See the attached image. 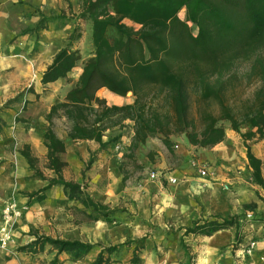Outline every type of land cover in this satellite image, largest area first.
<instances>
[{"label":"trees","instance_id":"trees-1","mask_svg":"<svg viewBox=\"0 0 264 264\" xmlns=\"http://www.w3.org/2000/svg\"><path fill=\"white\" fill-rule=\"evenodd\" d=\"M181 11L184 18L179 16ZM38 15V21L22 34H36L57 18L42 12ZM60 18L67 19L62 15ZM123 19L132 21L138 29L127 26ZM72 20L76 26L67 35L66 43L55 51L41 75V83L64 78L76 66L80 56L73 44L81 37L79 20L90 23L92 54L84 61L74 86L45 115L47 125L42 138L47 148V168L54 176L46 179L35 170L36 159L27 146L20 151L29 168L36 172L31 178L47 181L43 187L25 194L29 202H40L48 189L59 186L65 200L76 202L94 221H106L120 211L95 200L80 183L63 177L66 162L61 155L65 144L53 130L56 118L65 120L72 141L93 140L100 148L119 139L116 135L104 141L103 136L107 129L120 126L125 120L133 122L130 150L157 136L171 148V136L178 135L197 148H210L224 139L223 123L236 132L241 124H248L255 131L242 133L243 139L256 136L264 140V0H82L80 11ZM109 28L115 31L112 41L106 35ZM238 60H248V69L241 78L255 85L246 97L235 91L240 77L232 68ZM101 88L119 96L130 93L133 101L108 104L97 95ZM246 147L251 179L264 189L261 161ZM253 207L254 204L245 205L240 215L228 218L215 216L202 223L195 221L184 229V234L233 226L238 248L244 227L242 216L252 212L250 221H259ZM142 240L103 246L36 235L17 250L32 251L37 244L49 245L56 249V255L66 253L75 261L99 249L90 264H113L131 250L130 263L142 264ZM186 257V264H191L192 257Z\"/></svg>","mask_w":264,"mask_h":264},{"label":"crops","instance_id":"crops-1","mask_svg":"<svg viewBox=\"0 0 264 264\" xmlns=\"http://www.w3.org/2000/svg\"><path fill=\"white\" fill-rule=\"evenodd\" d=\"M19 1L25 4H19ZM67 5V0H0V107L19 91H24L23 98L32 105L37 98L42 100L45 97L44 90H48L51 97L57 98L59 89L64 96L71 88V81L68 80L71 71L64 78L47 84L41 83L43 71L51 63L54 51L66 36V27L49 24L37 38L31 34L20 35V29L15 27L17 24L32 27L39 16L31 14L22 18L21 15L33 12V9L45 15L64 12L68 16ZM11 6L19 10L18 18L13 19V23ZM113 30H107V37L108 32L113 35ZM35 46L37 50H33ZM52 49L53 52L48 55L47 50ZM54 103L56 100L46 106L47 112ZM8 107L0 110V235L5 204L12 203L17 208L25 206L27 209L21 217H15L8 226L13 239L11 243L24 245L35 238L29 231L31 221H41L44 217H55L59 213L58 195L55 193L61 187L53 186L48 189L40 202H29L26 196L17 192L20 189L32 190V185L41 188L47 183L44 179H24V176L31 174V169L20 152L27 146L33 157L46 156L47 148L42 138L45 127L34 121L36 116L28 112L25 116L36 122L33 128L25 129L20 124L13 126L16 113L13 107ZM246 125V132L255 131L250 125ZM57 136L63 140L67 151L68 144L73 141L67 132L64 136ZM152 139L151 142L154 143ZM250 140L257 144L249 145ZM250 140H244L234 130L226 128L224 139L210 148H197L183 136L176 137L173 140L176 143L171 148L152 147V154L157 158V162L152 164L154 171H161L163 174L156 179L148 177L146 182L136 188L135 193H129L131 203L136 206L134 212L138 222L130 220L113 226L111 224L114 221L97 220L88 223V228H83L79 240L91 244L100 242L103 245H116L126 240L143 239L140 243L142 264H186L187 254L192 257L191 264H264V189L252 181L246 156L248 146L251 154L261 161V175L264 177V151L256 147L258 144L264 146V140H258L256 136ZM191 158L203 162L210 172L209 176H199L190 166ZM171 160L175 162H170ZM68 164L75 167L70 165V161ZM63 172L62 170V175ZM169 177L176 178V182L170 183ZM80 178L77 176L74 180L79 182ZM114 179V193L118 194L123 188L121 176L114 175ZM115 199L114 196L104 200ZM249 204H254V217H258L259 221L257 224L252 221L254 224L246 226H256L251 232L245 233V226L241 232L239 247L250 240L256 243L252 253L246 257H240L239 247L235 248L237 232L233 226L211 232L184 234V229L195 221L202 223L215 216L228 218L240 215L244 206ZM49 234L54 235L52 227ZM49 247L52 248L49 245L46 248ZM98 251L99 249L91 250L85 257L75 261L66 253L56 255V249L39 257L15 254L1 260L0 264H51L55 257L56 264H90ZM119 257L120 261L113 264H131L132 251H126Z\"/></svg>","mask_w":264,"mask_h":264},{"label":"rangeland","instance_id":"rangeland-1","mask_svg":"<svg viewBox=\"0 0 264 264\" xmlns=\"http://www.w3.org/2000/svg\"><path fill=\"white\" fill-rule=\"evenodd\" d=\"M81 2L82 0H67V8H68V16L60 13H51L50 15L55 18L54 21L47 23V26L49 24H53L54 27H58L60 24L64 23V25L61 27H66V36L63 38L61 44L59 47H61L63 44L66 43L67 35L72 31V29L76 26L72 20L73 15H76L79 13L81 8ZM12 7V6H11ZM23 12V11H22ZM11 13V22L13 23V19H17L19 10L17 7H12L10 9ZM33 14L38 15V11H34ZM60 15L65 16L67 19H61ZM22 18L27 17V13H22ZM179 16L181 18H184V11H181L179 13ZM71 19V20H70ZM67 20V22L65 21ZM66 22V23H65ZM127 26L138 29V25L134 24L132 21L128 19H123L122 21ZM79 30L81 31V37L74 42L73 49H77L79 52V60L76 64V66L72 69L71 76L68 77V80L71 81V87L74 86L75 82L78 79V76L81 72V67L85 60H87L91 54H92V47L90 42V23L84 20H79ZM16 28L20 29V35H23L21 32L27 27L23 24H17L15 25ZM44 28V29H46ZM42 29V30H44ZM39 32L35 33H29L36 38L41 33ZM114 31V30H113ZM115 36V31L113 32V35L108 32V38L110 41ZM58 47V48H59ZM33 50H37L36 46L33 48ZM53 52L52 50H47L48 55ZM55 53V51H54ZM248 60H238L232 70L237 74V76L240 77V82L238 83V86L236 87V93L237 95L242 96H248L251 94L252 90L254 89V84H248L245 83V81L241 78L243 73L248 69ZM23 92L19 91L17 94H15L12 98H9L1 107L0 110L8 107L14 110L16 113L14 116V124L13 126H16L18 124L22 125L21 127L27 128H33L35 126V123H39L42 127H46L47 121L45 119V115L47 113L46 106L49 105V103L53 100H56V102H59L63 99V95H61V90H58L57 98L51 97L50 94H48V90H44L43 93H45V97L42 100H39L38 98L34 101V103L31 105L29 101L25 100L23 98ZM97 95L103 99L106 100L108 104H116V105H122L126 103H131L133 101V96L128 93L126 96H119L114 93H111L105 88H101L97 91ZM228 98H233L231 96V93L229 92ZM40 101V102H39ZM44 104V107L42 106ZM13 105V106H12ZM46 110V111H45ZM26 112V113H25ZM28 113H32L36 116V119L33 122L29 116H25ZM33 119V118H32ZM225 128H230L229 124L223 123ZM246 129H248V126L246 124H241L239 126V132H236L237 135L242 137V133L246 132ZM53 130L55 133L59 136H64L66 134L67 130V123L65 120L61 118H56L53 121ZM118 135L119 139L115 141L114 143H111L105 148H100L99 144L95 141L87 142V141H73L68 144L67 151H64L61 158L62 160L67 161L66 167L63 168V176L66 180L76 182L74 180L75 177L79 176L81 177L79 182L81 185H83V188L86 190L89 195H91L95 200H98L102 202L103 204L108 205L110 208H117L120 210L116 214L113 215L110 219L106 220L109 222H113V226L120 225L122 222L125 221H134L135 223L138 222L135 218V212L136 206L131 203L130 194L129 193H135L136 188L139 185H142L144 182H146L149 177V173L151 171H154L153 163L157 162V158L152 154V151H154V148H157L158 146L164 147L165 145L161 141V137L157 136L155 138H149L144 142L143 144L138 145L137 148L134 150H130L129 145L131 143L132 135H133V122L130 120H125L123 124L120 126H115L111 129H107L104 133L103 140L108 141L112 136ZM178 136H171L172 141L176 139ZM151 139L154 141V143L151 142ZM150 143L148 144L147 143ZM44 143V142H43ZM176 142H172V145H174ZM249 145L255 146V144L252 140L248 142ZM155 145V146H154ZM15 147V146H13ZM154 147V148H152ZM173 147V146H172ZM256 147H259L262 151H264V146H261L258 144ZM255 148V147H254ZM34 162V168L35 170L42 173V176L46 179H49L53 177L52 171L47 168V159L46 156L42 157H36ZM68 161H70V165H74L75 167H70L68 164ZM170 162H175L174 160H171ZM1 166V163H0ZM35 170L31 169V174L24 176V179L26 181H30L31 176L34 175L36 172ZM114 175L121 176V182L123 184L122 191H120L118 194L114 193L115 190V179ZM33 179H40V178H33ZM30 183V182H29ZM36 185V183H35ZM36 186L32 185V190H24L20 189L17 190L19 195L25 196L27 192L34 191L38 189ZM59 190L55 193V195H58L57 198V204L60 207L59 213L57 216H47L44 217L43 220H34L31 221L29 231L34 236L36 235H45L50 236L49 232L51 231V227L54 230V235L51 236L53 238H61V239H81L79 238L82 235L83 228H88L87 224L94 222V220L88 218V216L85 214L82 208L76 204L74 201H67L65 198H63L64 193L62 191V188H58ZM116 197L113 201H105L104 199L107 197ZM62 197V198H61ZM121 209H125V211H122ZM23 211H26V209H21V214L19 217H21ZM57 217V218H56ZM104 221V220H102ZM41 222H44L42 224ZM240 222L244 223V228H246L244 231L251 232L252 229H254L256 226L252 225L251 227H246L249 225V223H253L250 220L242 219ZM258 221L254 222L257 224ZM253 223V224H254ZM56 224V227L54 225ZM83 224H86L83 225ZM46 233H48L46 235ZM74 236H77L74 237ZM140 239V238H139ZM129 241V240H126ZM125 242V241H124ZM100 243V242H97ZM94 243V244H97ZM12 244V243H10ZM9 244V245H10ZM102 244V243H100ZM103 245V244H102ZM22 245H17L16 243L12 244L11 246H7L6 248H0V261L7 259L9 257L14 256L15 254L23 255L22 257H39L41 255H44L45 253H52L55 249L52 248H46L47 245H39L37 244L36 247L29 251V249L24 250H17L18 247ZM108 246V245H103ZM98 250V249H97ZM33 255H32V254ZM71 260L72 257H71ZM57 259H53L51 261V264H56ZM63 263V262H62ZM61 264V263H58ZM64 264V263H63ZM69 264V262H67Z\"/></svg>","mask_w":264,"mask_h":264},{"label":"built area","instance_id":"built-area-1","mask_svg":"<svg viewBox=\"0 0 264 264\" xmlns=\"http://www.w3.org/2000/svg\"><path fill=\"white\" fill-rule=\"evenodd\" d=\"M190 166L193 167L199 176L201 177H207L209 176V171L205 164L203 162H200L199 160L195 158H191L189 160ZM162 172L160 171H151L149 173V178L150 179H156L158 176H162ZM168 181L170 183H175L176 178L174 177H169ZM21 209H27L25 206L22 208H17L15 204L12 203H7L5 204L3 211H2V216H1V223H2V228H1V235H0V248H6L9 246V244L12 242V234L10 230L8 229V226L10 225L11 221L15 218L20 216L21 214ZM253 218V213L252 212H247L244 215L245 220H251ZM255 241L250 240L247 244L240 246L238 249L240 251V257H246L250 255L255 247ZM170 264V263H167Z\"/></svg>","mask_w":264,"mask_h":264}]
</instances>
